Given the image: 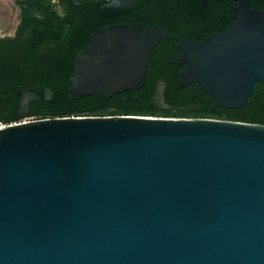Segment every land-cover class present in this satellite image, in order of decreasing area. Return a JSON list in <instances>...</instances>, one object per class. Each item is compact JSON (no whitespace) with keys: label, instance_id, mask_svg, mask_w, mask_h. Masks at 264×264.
I'll list each match as a JSON object with an SVG mask.
<instances>
[{"label":"water","instance_id":"95a60500","mask_svg":"<svg viewBox=\"0 0 264 264\" xmlns=\"http://www.w3.org/2000/svg\"><path fill=\"white\" fill-rule=\"evenodd\" d=\"M230 1L238 14L228 28L197 43L160 26L92 33L76 55L70 97L140 88L153 49L170 39L181 86L195 82L217 107L243 108L255 83L264 89V12ZM33 100L43 93L20 92L12 122H0V264H264L263 124L35 119L26 117Z\"/></svg>","mask_w":264,"mask_h":264},{"label":"trees","instance_id":"16d2710c","mask_svg":"<svg viewBox=\"0 0 264 264\" xmlns=\"http://www.w3.org/2000/svg\"><path fill=\"white\" fill-rule=\"evenodd\" d=\"M18 1L20 20L15 37L0 40V122L2 124L12 122L19 104V93L33 89L43 93V100H33L29 103L26 115L28 118L134 115L207 118L264 125V107L256 100L259 83H256L253 95L247 99L243 108L231 110L217 107L214 99L203 93L196 84L174 93L173 89L179 84L178 77L170 80L161 73H155L153 76L147 73L143 86L114 94L107 100L98 93L72 99L69 89L75 70V58L77 53L89 45L92 33L112 25L138 23L142 30L160 26L174 35L179 24L177 15L174 12L163 11L155 17L146 11L144 19H139L137 15L131 13L122 16L101 10L102 5L105 4L104 0ZM55 1L57 4L54 3ZM168 1H171L175 11L188 14L185 6L200 5L198 0H159L158 2L164 6ZM156 2V0H147L148 5ZM221 2L226 23L223 27H217L218 31H223L232 19L227 9L231 1L221 0ZM249 5L264 12V0H249ZM193 16L200 15L193 12ZM152 78H161L167 82L165 100L172 109L167 111L150 109L153 90H149L147 84ZM189 106L199 107L191 110L181 109Z\"/></svg>","mask_w":264,"mask_h":264},{"label":"flooded vegetation","instance_id":"af4514ba","mask_svg":"<svg viewBox=\"0 0 264 264\" xmlns=\"http://www.w3.org/2000/svg\"><path fill=\"white\" fill-rule=\"evenodd\" d=\"M105 4L102 5L101 10L107 11V12H113L116 14H120L122 16H127L130 13L137 15V18L144 19L145 18V12L148 11L155 17H158L160 12L167 11V12H174L175 15L178 17L179 24L177 26V33L173 36L180 37L182 39L188 40L190 43H197L207 36L214 34L216 32H224L232 19L227 23L226 28L223 31H218L217 27H223L226 23V18L223 13L222 7L223 3L221 0H198L200 2V5L197 7L196 5H187L185 6V9L189 12L183 13L182 11H175L174 6L171 3V1H168L165 3L164 6L159 4V0H156L157 2L153 5H148L147 0H133V2L126 6L125 8H119L117 10H108L106 7L113 1V0H104ZM230 1V0H229ZM54 3L57 4L55 1ZM198 8V9H197ZM58 9L60 7L58 6ZM228 12L231 13L232 18L234 15L238 14V11L235 10V5L231 1V4L227 7ZM193 12H196V15L193 16ZM191 13V14H190ZM193 16V19H192ZM135 25L140 26L138 23H133ZM17 28V27H16ZM16 30L14 31L13 36L11 37H1L0 40H4L5 38H11L13 39L15 37ZM170 33V32H169ZM172 35V34H171ZM165 40H169V42H163ZM195 42H192V41ZM173 41V42H171ZM180 51L177 48V42L170 39H161L159 43L155 46L153 49V53L151 55L150 61L148 63V66L146 67V74L148 75H154L155 73H161L171 80L174 77H178V87L173 89L174 93L180 92L179 90L185 89L190 87L192 84H196L195 82H192L191 84H188L187 86H181L180 85V77L179 72L184 68L183 65L178 66L174 64V61L179 57ZM163 81V85H159V81ZM149 90H153V94L151 96V101L149 103V107L152 110H162L167 111L172 109L165 100V94L168 90V84L164 79L161 78H152L149 80L148 84ZM197 85V84H196ZM256 83L254 84L252 88V93H254ZM198 86V85H197ZM162 88V96L161 100L155 99L156 93L160 90L159 88ZM256 100L257 102L264 107V89L263 85L259 84L258 91L256 94ZM163 101V102H162ZM192 106H189L187 108H181L186 110H191L188 108H191ZM194 108V107H192Z\"/></svg>","mask_w":264,"mask_h":264},{"label":"rangeland","instance_id":"374dc122","mask_svg":"<svg viewBox=\"0 0 264 264\" xmlns=\"http://www.w3.org/2000/svg\"><path fill=\"white\" fill-rule=\"evenodd\" d=\"M20 20L18 0H0V36L11 37ZM27 117V116H26ZM26 120L22 118L20 121Z\"/></svg>","mask_w":264,"mask_h":264},{"label":"bare ground","instance_id":"6f19581e","mask_svg":"<svg viewBox=\"0 0 264 264\" xmlns=\"http://www.w3.org/2000/svg\"><path fill=\"white\" fill-rule=\"evenodd\" d=\"M152 36V32H149L147 31L143 36L142 38L145 40V41H148L149 38ZM143 46V45H142ZM143 50H144V47H143ZM143 50L140 52V53H143ZM111 54H114L115 53V50L112 51V50H109ZM109 51H105V53H109ZM1 126V125H0Z\"/></svg>","mask_w":264,"mask_h":264}]
</instances>
